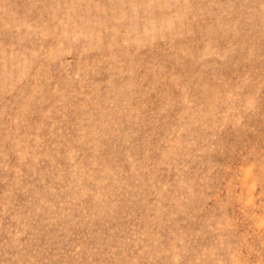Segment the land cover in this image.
<instances>
[{"label": "rangeland", "instance_id": "374dc122", "mask_svg": "<svg viewBox=\"0 0 264 264\" xmlns=\"http://www.w3.org/2000/svg\"><path fill=\"white\" fill-rule=\"evenodd\" d=\"M0 264H264V0H0Z\"/></svg>", "mask_w": 264, "mask_h": 264}]
</instances>
